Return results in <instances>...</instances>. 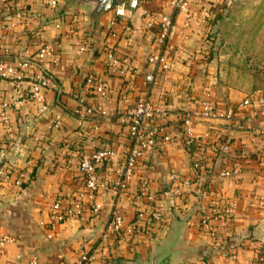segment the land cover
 <instances>
[{"label":"crops","instance_id":"1","mask_svg":"<svg viewBox=\"0 0 264 264\" xmlns=\"http://www.w3.org/2000/svg\"><path fill=\"white\" fill-rule=\"evenodd\" d=\"M74 1L60 0L59 8L52 10L43 0H14L13 18H19V27L7 35L0 33L9 52L7 58L12 60L34 59L42 39L56 41L57 48L54 58L41 68L52 79L44 104L25 99L18 108L15 104L22 99L20 92L18 95L11 82L0 81V103L13 108L11 121L17 138L11 146L0 126V238L12 235L16 239V244L0 247V264H80L83 253L93 257L88 264H145L175 239L181 254L166 264H193L202 258H209L213 264H264V210L257 205V199L264 196V141L257 133L264 129V114L252 128L246 125L250 110L238 108L247 97L264 92V87H257L264 73L254 77L244 68L230 67L237 62V54L235 41L227 35L240 32L244 38L253 30L264 32V0H207L216 8L206 12L185 33L175 71L158 77L153 85L145 82L150 73L146 59L157 48V29L148 33L144 30L147 9L140 7L135 12L129 23L131 35L124 37L121 27L115 33L109 32L116 19L115 9L92 22L89 9ZM148 1L150 8L161 11L162 0ZM170 14L182 23L180 16ZM64 17L70 25L78 19L76 26L89 44L84 54L78 53L79 39L68 42L58 37L55 24ZM109 48L130 59L133 78L110 75L104 57ZM257 50L253 55L245 49L239 64L247 63L249 57L261 58L263 53ZM3 53L0 50V58ZM37 72L24 75L27 91ZM90 74L115 94L102 99L87 93L85 81ZM202 92L208 93L219 111L231 113L233 109L234 119L218 118L209 125L198 124L196 137L198 141L208 137L211 146H219L226 139L231 147L230 165L242 168L240 178L216 182L214 177L223 166L222 155L211 150L205 172L197 175L191 167V152L177 143L165 151L146 153L127 192L101 193L97 199L102 206L99 217L87 213L80 221L52 228L54 202L70 205L82 190L80 153L114 150V162L102 165L99 177L104 184L116 180L115 171L133 147L122 116L134 108L140 97H147L155 107L165 101L173 114H182L192 107V98ZM80 98L88 108L101 106L106 117H79L76 110ZM57 117L62 120L61 129L52 127ZM175 124L168 123L166 129ZM36 134L45 135L46 140L35 141ZM8 170L23 171L30 178L20 189L12 190L1 181V174ZM173 174L178 176L177 181L172 179ZM144 181L156 195L152 203L141 197ZM175 191L181 195H174ZM221 199L235 202L236 213L229 235L219 244L201 231L199 220L201 211ZM140 208L151 214L163 213L162 222L151 235L137 236L132 246L116 244L108 253L100 241L106 224L118 215L129 225L136 220Z\"/></svg>","mask_w":264,"mask_h":264},{"label":"built area","instance_id":"2","mask_svg":"<svg viewBox=\"0 0 264 264\" xmlns=\"http://www.w3.org/2000/svg\"><path fill=\"white\" fill-rule=\"evenodd\" d=\"M14 0H0V7L5 3L9 9L13 8ZM50 9H57L60 6V0H43ZM148 0H128L115 8L116 19L110 24L109 32L115 33L118 28L123 29L122 35L128 37L131 35L130 21L135 12L144 7L146 12V23L144 30L148 33L152 29H157L155 51L149 53L146 59L150 73L145 77L146 84L153 85L158 77L167 75L175 71L179 58L181 42L185 38V33L190 31L198 19H203L205 13L215 8L207 0H162L160 1V10L155 11L150 8ZM212 6V7H211ZM177 14L182 18L179 24L170 13ZM78 19H74L75 25H70L66 17L60 19L55 24V30L60 39L72 42L75 39L80 40L78 53L84 54L89 50L87 38L84 33L76 26ZM76 22V23H75ZM19 27V18L0 19V33L7 35ZM56 41L51 39H42L38 43V50L34 59H14L9 56V52L0 39V50H4L3 58H0V81H9L14 85L18 95L15 106H23L25 99L31 103L44 104L46 92L52 86V79L46 73L41 71L50 60L57 54ZM105 64L108 72L112 76L123 79L133 78V68L131 61L126 56H120L117 50L109 48L105 51ZM39 72L33 75L30 81L28 91L24 88L23 77L28 72ZM135 75V74H134ZM85 90L102 99L110 98L114 91L108 88L105 83L99 80L94 74L87 76L85 81ZM25 91L28 95H25ZM192 107L182 114H173L161 101L158 106H154L147 97H140L134 108L122 116V124L129 131V138L133 145L131 151L127 154L123 164L117 168V178L113 182L103 183L99 177V168L105 163H111L115 160V151L110 148H104L93 151H85L79 154L78 170L82 177V190L79 196L70 204L64 205L60 201H55L51 208V226L53 229L61 226L68 221H80L88 213L97 218L101 215L102 206L98 204L97 199L101 193H113L120 195L128 191L132 179L134 178L139 166V162L146 153L159 149L165 151L168 147L181 143L186 150L191 152V167L197 175L203 174L207 167L209 151H215L222 155L223 166L215 175L216 182L228 179H238L242 176V168L236 165H230L231 147L224 144L211 146L208 137L205 140H199L196 137V126L198 124L209 125L215 119H224L233 121L234 110L231 113L221 112L216 107L214 101L206 92L195 96L191 100ZM76 114L84 118L87 115H98L106 117L107 113L101 106L88 108L85 100H78ZM239 109H249L251 116L246 119L248 127H255V120L260 114H264V92L257 91L247 97L242 103L238 104ZM13 108L11 105L0 103V126L2 127L5 138L13 146L16 143V133L14 124L11 121ZM170 122L179 123V128L173 127L166 129ZM52 127L61 129L62 120L54 119ZM257 133L264 141V129H258ZM35 141L43 142L45 135H35ZM30 176L23 171L8 170L1 174V181L13 189H20ZM173 180H178L176 174L172 175ZM141 197L148 203L156 199V195L149 191L148 182L144 181L141 185ZM174 195L180 196V191H175ZM258 208L264 210V196L257 199ZM236 213V203H228L222 199L217 201L209 208H205L200 213V229L208 234L217 243L222 244L231 231V222ZM163 220V213H148L146 209L137 210L136 220L127 225L124 218L113 215L101 235V244L110 253V249L116 244L132 246L137 236L141 234L151 235L155 226L157 227ZM16 244V239L12 235H4L0 238V247L6 248ZM89 253H83L80 257V264H88L92 260ZM236 260L235 257H233ZM36 264V262H33ZM193 264H213L209 258H202Z\"/></svg>","mask_w":264,"mask_h":264},{"label":"rangeland","instance_id":"3","mask_svg":"<svg viewBox=\"0 0 264 264\" xmlns=\"http://www.w3.org/2000/svg\"><path fill=\"white\" fill-rule=\"evenodd\" d=\"M230 34L232 36L233 41H235V46H236V63H233L232 65H230V67H236L237 69H245L247 70V73L256 77L262 73H264V32L260 31V32H255V30H253V32H247L244 36V38H241V34L240 32H237L236 34L233 33H227V35ZM242 39V42H241ZM225 41H227V39L225 38ZM263 42V44H261ZM242 45H241V44ZM227 45V44H226ZM254 45V46H253ZM244 47V48H243ZM247 47V48H246ZM247 49V53H251L254 55V53H258L260 49V52L263 53V56H261V58H259L260 60L262 59V61H260L257 58H253V57H249L246 58V62L247 63H241L239 64V56L242 57L240 59H244L243 58V51ZM228 50V49H226ZM242 51V52H240ZM243 53V54H242ZM238 58V59H237ZM226 65L224 64H220V67H226ZM229 67V66H228ZM257 87H264V80H259L257 83Z\"/></svg>","mask_w":264,"mask_h":264},{"label":"water","instance_id":"4","mask_svg":"<svg viewBox=\"0 0 264 264\" xmlns=\"http://www.w3.org/2000/svg\"><path fill=\"white\" fill-rule=\"evenodd\" d=\"M128 0H75L74 3L81 7H86L90 11V20L97 22L98 19L106 12L115 9L117 6L126 3ZM177 239L172 241L170 244L161 247L157 253L150 258L145 264H166L170 260L181 254L176 249ZM141 264V263H137Z\"/></svg>","mask_w":264,"mask_h":264},{"label":"trees","instance_id":"5","mask_svg":"<svg viewBox=\"0 0 264 264\" xmlns=\"http://www.w3.org/2000/svg\"><path fill=\"white\" fill-rule=\"evenodd\" d=\"M15 14L16 13L12 9H9V8L6 7L5 3L3 4V6L1 5V7H0V19H3V20L7 19L8 20L10 18H13L15 16ZM179 126H180L179 123L175 124L176 128H179ZM224 144H227L226 139L225 140L224 139L221 140V146L224 145Z\"/></svg>","mask_w":264,"mask_h":264}]
</instances>
